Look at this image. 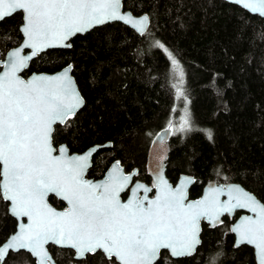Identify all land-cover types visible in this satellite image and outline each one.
<instances>
[{"label":"trees","instance_id":"16d2710c","mask_svg":"<svg viewBox=\"0 0 264 264\" xmlns=\"http://www.w3.org/2000/svg\"><path fill=\"white\" fill-rule=\"evenodd\" d=\"M123 9L147 13V31L138 35L120 22L106 23L75 35L69 48L37 55L23 71L72 66L84 104L66 123L54 126L53 144L80 152L109 142L94 155L89 175H102L119 159L126 169H138L136 179L150 183L147 151L138 160L134 145L140 150L147 130L155 136L170 128L186 99L188 125L168 139L169 180L192 175L190 198L208 180L238 182L264 204V18L224 0H123ZM18 19L0 22V57L21 40ZM173 65L183 74L180 98ZM49 201L63 208L55 197ZM7 205L0 198V244L16 225ZM231 221L224 216L215 228L202 223V243L194 255L173 259L162 251L155 264H256L249 246H233ZM48 249L57 264H117L100 251L75 259L71 249ZM3 264L35 263L29 253L18 251L9 252Z\"/></svg>","mask_w":264,"mask_h":264},{"label":"snow or ice","instance_id":"6c2138e0","mask_svg":"<svg viewBox=\"0 0 264 264\" xmlns=\"http://www.w3.org/2000/svg\"><path fill=\"white\" fill-rule=\"evenodd\" d=\"M233 2L264 18V0ZM120 8L121 0H0V20L23 11V46L32 49L31 56H21L20 48L10 53L11 71L0 75V198L11 202L13 215L29 221L0 246V264L10 249H30L40 257V264H52L44 249L49 241L75 249L78 259L101 250L108 260L115 257L120 264H153L161 249H169L173 257L191 256L201 243V217L219 222L220 214L235 208L255 213V217H243L232 231L239 234L238 243L255 247L259 264H264V204L243 189L230 186L226 202L213 195L185 204L183 189L162 181L164 187L155 199H137L136 192L144 188L137 184L133 198L122 203L119 193L129 176L121 182L113 177L93 184L84 179L87 155L69 157L64 147L53 155V125L66 123L82 106V97L68 69L60 76L27 81L16 72L44 48L71 47L66 43L71 37L110 21L139 25L143 34L148 17L135 21L121 14ZM172 62L177 63L174 58ZM208 137L212 138L211 132ZM220 191L210 189L211 193ZM49 193L66 200L68 209L58 212L52 208L46 199Z\"/></svg>","mask_w":264,"mask_h":264},{"label":"water","instance_id":"95a60500","mask_svg":"<svg viewBox=\"0 0 264 264\" xmlns=\"http://www.w3.org/2000/svg\"><path fill=\"white\" fill-rule=\"evenodd\" d=\"M224 1L232 3V4H235V5L241 7L242 9H244V10H246V11L252 13V14L259 15L258 13H254V12H252L249 9H245L241 4L234 3L233 0H224ZM18 11L22 12V22H21V24L19 26V29H20V32H21V35H22V39H21V41H20V43L18 45H16L13 48H10L6 52V54H5L3 59H0V75H3L4 73H7V72L11 71L10 61H11L12 57L10 56V53L15 52L18 48L21 49V52H20L21 56H31V53H32V49L31 48H25L23 46L24 45V41L26 39L24 33L21 31V28H22V26L24 24V13H23L22 10H18ZM120 12H121V14H124L126 16H130L135 21H139L142 17L147 16L148 20L146 21L145 25H143V27H144V32L143 33H145L147 31V29L149 27V23H150L149 15L147 13L134 14L128 9H123V0H121ZM5 17H7V16H5ZM111 22H120L123 25H126L129 28H131L132 30H134L136 32V34L141 35V32L138 30L139 27H140L139 25H135L134 26L132 23H126V22L121 21V20H114V21H110V22H107V23H111ZM98 26H101V25H98ZM95 27H97V26H95ZM95 27H93V28H95ZM78 34H84V33H78ZM73 37H71V38H73ZM66 43H70V40H68ZM59 48H69V47H48V48H44L42 51H39L37 55H39V54H41V53H43V52H45V51H47L49 49H59ZM36 56H33L30 60H28L26 62V66L24 68L20 69L19 71H17L16 75L19 76L21 79L27 81V80L32 79L33 77H38V76H45V77L60 76L61 74L64 73L65 69H68L67 75L73 81V87L75 88V90L77 91L79 96L82 97L83 104H84V98H83L81 92L78 89V86H77V83L75 81V78L73 77V75L71 73V69H72L71 64H67L64 67H62L61 69H58V70L53 71V72H47V71L31 72L26 77L22 76L21 73L23 72V70L28 68V66L30 65L31 60L34 59ZM83 104H82V106H83ZM78 110H76L75 113ZM74 115L69 116L67 118V120L72 118ZM56 124L63 125L61 123H56ZM55 125H53V128H54ZM170 133H171V129L170 128H163V129L159 130L156 133V135L153 137V139L151 140L150 145H149V147L147 149L146 159H145V169H146V172H147L148 176L150 177V183H146V182L141 181L139 179H134V181L132 182V179L134 177H136V175L138 173V169L136 167H134L130 172L126 173L124 171V169H123V166L120 164V161L117 160V159L113 160L109 164V166L105 170L103 176H101L100 178H97V179L87 178L86 174H87V171H88V169L90 168V166L92 164L93 156L97 153V151L99 149H101L103 147H109L110 146L109 142L90 145V146H88L87 148H85L84 150H82L80 152H78V151H70L69 147L65 143H60L58 145H54L53 142H52L53 148L56 149V151L53 152V155H59L60 154L59 153V149L61 147H64L66 149V155L69 156V157L70 156H84V155H87L88 156V161H87L88 167L84 171V179L88 180V181H91L93 184H101V183H103L105 181L110 180V178H113V177L116 178L117 182H121L122 177L129 176L130 179L128 180L127 184L124 186V188L119 193V199L121 200L122 203H126L129 199L133 198L132 197V189L135 188V186L137 184L143 185L144 188L151 189V191H149L147 193L144 191V188L139 189L136 192V198L137 199H139L141 197H144V196H147V198L149 200L155 199V197L158 194L160 188L164 187V185L161 183L162 181H164V182L167 183V185L171 186V188H173V189H177V188H182L183 189L184 195L186 197L185 201H184L185 204L195 203L196 201H202V200L205 199L206 196L209 199H211L213 195H216L220 202L229 201L230 197H229V194H228V188L230 186H236V187H239V188L243 189L245 192L249 193L250 195H253L261 204H263V202H261L255 196V194H253L251 191L247 190L240 183L232 182V181L217 182L215 180H208V181H206L203 184L200 195L195 197V198H190L189 197V188L195 181V178L192 175H189V174H186V173H181L177 177V179L175 180L174 183L171 182L169 180V178L167 177V175H166V160H167V158L169 156L168 139H169ZM0 180H2V177H0ZM128 188H129V190H128L127 196L125 197V199H122L121 198V194L123 192H125ZM210 189H219L221 191L218 194H216V193H211ZM1 195H2V193H1ZM51 195L54 196L56 199L63 201L65 203L66 207L58 208V207L54 206L49 201V197ZM46 199H47V203L52 208H54L56 211H58V212L65 211L69 207L67 201L62 199L60 195H57L55 193H49ZM4 201H6V200H4ZM6 202L8 204L7 205L8 213H9V215H11L16 220V225H15L14 231L8 235V237L0 244V246H3L5 243H7L8 240H10V238L13 235H16L17 233H19L22 224H28L29 223L27 217L13 215L11 202L10 201H6ZM231 202L235 203V201H231ZM145 203H146V201H145ZM237 211H240V214L238 216H236L235 219L233 220V222L229 225V231L233 235V246L234 247H239L241 245L249 246L252 249V251H253V256H254V260H255L256 264H259L258 259H257V254H256L255 247L253 245H249L247 243H238L239 234L237 232H233L232 231V228H234L237 224H240L242 222L243 217H245V216H253V217H255V213H253L248 208H235L230 213L229 212H224V213L220 214L219 222H217L214 219L205 218V217L202 216L200 221H199V239H200V241L202 243V240H201L202 223L207 224V226L209 228H215L216 226H218V225H220L222 223L223 217L225 215H227L229 217H232L234 215V213L237 212ZM213 225H215V226H213ZM201 243L199 245H197L196 250L201 245ZM49 245H54V246L59 247V248L71 249L73 251V257L75 259H78L77 256H76V250L75 249H73L71 247H67V246L57 245V244H54L53 242L49 241L47 244L44 245V249H45V251H47L49 253V256L51 258L52 264H57V263L54 260L53 256L51 255V253H50V251L48 249ZM18 251H25V252L29 253L31 255V257L34 259V263L35 264H40V257L34 255L30 251V249H17V250H11L10 249L8 251V253L9 252H14L15 253V252H18ZM97 251L102 252L101 250H97ZM162 251H166L168 253V255L171 258H173V259L181 258V257H173L171 255V251L169 249H161L159 254H158V258H159L160 253ZM8 253L5 255L4 259L6 258ZM195 253H196V251L193 253V255ZM87 254H92V253H85V256ZM186 257H189V256H186ZM158 258L153 262V264H155V262L158 260ZM113 259L115 260V257H113ZM115 261H116L117 264H120L119 261H117V260H115Z\"/></svg>","mask_w":264,"mask_h":264},{"label":"rangeland","instance_id":"374dc122","mask_svg":"<svg viewBox=\"0 0 264 264\" xmlns=\"http://www.w3.org/2000/svg\"><path fill=\"white\" fill-rule=\"evenodd\" d=\"M174 75H173V79H174V87L176 89L177 92V96L180 98L181 97V92L183 90V86H184V82H183V74L181 69L178 66H174ZM180 115H178L176 117V121H172V123H168V126L171 128V135L176 136L178 133H182V131L180 130L182 127L185 128L188 125V121L190 120V112H189V106L187 103L186 99H183L181 104H180ZM185 121H187V124H185ZM173 124V125H172ZM179 129V130H178ZM183 134V133H182ZM154 135L152 130H147L144 134H143V138L141 137V139H144L143 142H141V146H140V150H138L139 144L134 145V148L139 151V153L136 155V158L138 160H143L145 153L148 149L151 140L153 139L152 136ZM151 136V138H150ZM139 137V138H140ZM154 137V136H153Z\"/></svg>","mask_w":264,"mask_h":264},{"label":"flooded vegetation","instance_id":"af4514ba","mask_svg":"<svg viewBox=\"0 0 264 264\" xmlns=\"http://www.w3.org/2000/svg\"><path fill=\"white\" fill-rule=\"evenodd\" d=\"M14 15H17L18 16V22H17V32H18V34L20 35V37H21V39H22V35H21V32H20V29H19V26H20V24H21V22H22V12L21 11H16L15 13H13L11 16H7V17H5L4 19H7V18H10V17H12V16H14ZM3 19V20H4ZM3 20H0V22H2ZM21 41V40H20ZM20 43V42H19ZM18 43V44H19ZM18 44H15V45H12V46H10L5 52H4V55H3V57H0V59H3L4 58V56H5V54H6V52L10 49V48H13V47H15L16 45H18ZM29 67V66H28ZM28 69V68H27ZM26 70V69H25ZM25 70H23V71H25ZM32 72H36V71H32ZM31 73V72H30ZM29 73V74H30ZM22 74V76H24V77H26V76H28L29 74H27V75H23V72L21 73ZM94 157V156H93ZM114 160H116V159H114ZM117 160H119V159H117ZM120 161V164L123 166V169H124V171L126 172V173H128V172H130L133 168H129V169H126L125 167H124V165L121 163V160H119ZM112 162V161H111ZM110 162V163H111ZM109 163V164H110ZM109 166V165H108ZM107 166V167H108ZM91 167V166H90ZM107 167H106V169H107ZM105 169V170H106ZM105 170L103 171V173H102V175H100V176H92V175H89V171H90V168L88 169V171H87V174H86V177L87 178H93V179H97V178H100L101 176H103V174H104V172H105ZM150 178V177H149ZM134 179H136L135 177L132 179V182L134 181ZM142 181V180H141ZM149 181H150V179H149ZM145 182V181H144ZM175 182V181H174ZM173 182V183H174ZM147 183V182H146ZM128 190H129V188L125 191V192H123L122 194H121V198L122 199H125V197L127 196V194H128ZM202 190V189H201ZM200 193H201V191H200ZM200 195V194H199ZM198 195V196H199ZM52 196V195H51ZM54 197V196H53ZM195 198V197H194ZM59 201H61V200H59ZM63 202V201H62ZM57 207V206H56ZM64 207H66V205H65V203L63 202V208ZM240 214V211H237V212H235L234 213V215L232 216V217H229V218H231L232 219V221H231V223L233 222V220L235 219V217L236 216H238ZM225 216H227V215H225ZM230 223V224H231ZM229 224V225H230ZM229 225H228V228H229Z\"/></svg>","mask_w":264,"mask_h":264}]
</instances>
